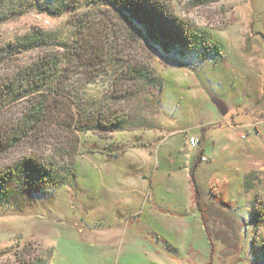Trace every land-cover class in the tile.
<instances>
[{
  "label": "rangeland",
  "instance_id": "374dc122",
  "mask_svg": "<svg viewBox=\"0 0 264 264\" xmlns=\"http://www.w3.org/2000/svg\"><path fill=\"white\" fill-rule=\"evenodd\" d=\"M35 1L0 0L6 18L0 45L32 31L73 38L74 10L62 16L27 10ZM173 4L219 53L185 46L165 51L102 7L100 18L116 37L111 60L145 64L161 84L116 105L108 98L112 65L90 67L84 56L64 66L71 95L127 109L141 127L108 133L53 127L44 153L76 175L69 173L63 185L34 195L21 209L0 211V264L38 258L47 264H264V0ZM41 53L29 50L12 61L27 64ZM27 104L1 110L0 128ZM191 137L199 139L196 147ZM31 147L23 142L8 150L0 166ZM114 225L123 226L122 237L96 242L87 231Z\"/></svg>",
  "mask_w": 264,
  "mask_h": 264
},
{
  "label": "trees",
  "instance_id": "16d2710c",
  "mask_svg": "<svg viewBox=\"0 0 264 264\" xmlns=\"http://www.w3.org/2000/svg\"><path fill=\"white\" fill-rule=\"evenodd\" d=\"M56 1L55 4H45L36 0L27 10L34 8L50 16H62L67 9L74 10L71 40L61 38L57 32L32 31L9 44L0 45V111L22 100L28 103L19 111L22 112L20 115L0 128V157L23 142L32 145L22 156L0 166V211L9 205L21 209L22 203L32 200L34 195L59 188L69 173H72L71 177L76 175L74 171L65 169V164L57 163L44 153L49 131H56L53 127L100 133L141 127L127 109L117 110L101 103L95 106L94 102L86 104L82 97L66 91L64 66L72 60L80 62L84 56L90 67L108 64L115 68L114 91L108 96L111 104L131 103L161 84L145 64L123 60L121 56L111 60L108 53L116 37L105 20L100 18L102 7L112 10L136 37L145 36L165 51L174 46H185L188 52L203 49L207 53L218 54L220 51L209 35L199 36L178 16L174 0ZM219 1L189 0V7L209 6ZM82 5L97 8L95 12L78 11ZM4 16L0 9V21L6 19ZM34 49H41L42 53L30 63L13 64L15 55ZM60 100L64 106L59 105ZM262 248L264 250V246ZM27 264H47V261L38 258Z\"/></svg>",
  "mask_w": 264,
  "mask_h": 264
},
{
  "label": "crops",
  "instance_id": "0c3cea01",
  "mask_svg": "<svg viewBox=\"0 0 264 264\" xmlns=\"http://www.w3.org/2000/svg\"><path fill=\"white\" fill-rule=\"evenodd\" d=\"M226 113H228V112H226ZM122 227L123 226H121V225H114V226L110 227L111 229H104V228L99 229L98 228V229L92 230V229H94V228H92L91 230H87V231H88V234L90 235V237L96 241V239H103V238H107V239L109 238L110 239V238H113L114 235L117 237H122L121 234L124 233V232H122ZM80 230H82V228ZM112 242H115V241L113 240ZM54 258H55V252L53 253L52 262L54 261Z\"/></svg>",
  "mask_w": 264,
  "mask_h": 264
},
{
  "label": "built area",
  "instance_id": "2783aa9c",
  "mask_svg": "<svg viewBox=\"0 0 264 264\" xmlns=\"http://www.w3.org/2000/svg\"><path fill=\"white\" fill-rule=\"evenodd\" d=\"M198 141H199L198 138L191 137L189 143H190V145H191L192 147H196V145H198Z\"/></svg>",
  "mask_w": 264,
  "mask_h": 264
}]
</instances>
